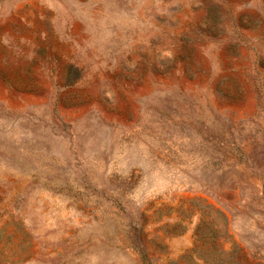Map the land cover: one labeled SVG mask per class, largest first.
I'll return each mask as SVG.
<instances>
[{
  "label": "rangeland",
  "instance_id": "rangeland-1",
  "mask_svg": "<svg viewBox=\"0 0 264 264\" xmlns=\"http://www.w3.org/2000/svg\"><path fill=\"white\" fill-rule=\"evenodd\" d=\"M0 264H264V0H0Z\"/></svg>",
  "mask_w": 264,
  "mask_h": 264
}]
</instances>
